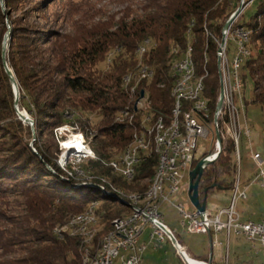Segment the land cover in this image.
<instances>
[{
    "label": "trees",
    "instance_id": "trees-1",
    "mask_svg": "<svg viewBox=\"0 0 264 264\" xmlns=\"http://www.w3.org/2000/svg\"><path fill=\"white\" fill-rule=\"evenodd\" d=\"M18 1L0 0V196H15L19 202L16 214L9 215V209L0 208V264H83L82 240L69 235L59 238L55 229L64 227L69 217L82 214L93 202H99L105 212L102 236L111 229L114 219L131 212V206L113 195H105L98 186L75 187L64 180L63 174L77 183L57 166L50 145L36 141L35 150L31 148L28 140L32 132L17 117L14 86L4 61L3 44L9 29L2 2L10 11ZM239 1L148 0L138 11L126 7L118 14H106L105 21L78 26L68 16L64 21L77 28L75 34L11 21L5 58L18 85V108L30 114L40 137L46 132L52 135L53 130L69 122L67 115H74V122L91 141V152L96 158L85 161L87 170L109 178L128 193H143L154 177L156 155L140 165L130 184L113 176L106 166L125 151L134 134L142 129L139 115L133 123L119 124L116 120L122 111L134 110L123 79L137 69V49L147 39L156 44L144 58L155 76L139 88L148 91L155 117L170 114L173 107L172 47H178L182 54L188 44L193 47L198 75L205 77V96L214 112L221 84L217 47L209 33L221 36L224 21ZM255 4L253 15L246 20L244 12L233 27L250 31L252 55L243 66V77L248 88L250 80L254 87L252 101L245 100L246 109L255 104L264 110V0ZM42 8L40 3L29 10L24 21ZM114 50L120 53L108 63ZM103 64L106 68L101 67ZM234 152V141L227 137L219 159L202 176L201 201L218 189L211 188L214 184L232 191L236 181ZM178 240L183 245L179 236ZM198 259L209 261V254Z\"/></svg>",
    "mask_w": 264,
    "mask_h": 264
},
{
    "label": "built area",
    "instance_id": "built-area-1",
    "mask_svg": "<svg viewBox=\"0 0 264 264\" xmlns=\"http://www.w3.org/2000/svg\"><path fill=\"white\" fill-rule=\"evenodd\" d=\"M257 1L258 0H240L237 8L230 15V19L224 23L219 47L221 91L216 110L212 112L211 107H204V87L188 90L187 98L201 97V104H197L196 107L192 109V117L189 121L191 138L188 144H186V155L180 156V170L171 178V181L168 182V187L163 193V205L165 203L174 205L172 199L180 192L184 181L189 179V172L193 169V164L201 159L213 164L222 154L224 140L227 137L233 139L235 145L234 162L237 177L234 188L232 189L233 195L230 205L213 216L208 214L207 210L205 213H200L194 208V211L188 212L182 204L174 205L180 214V223L186 231L191 234L211 236L212 247H222L223 244L219 242L218 238L220 234H224L227 242L230 241L234 234L236 237H242L249 242H256L264 248V213L258 221H241L236 210L237 202L247 197L245 191L241 190L242 184L239 178L241 164L239 142L242 132H244L249 139L251 138V127L247 122H245L244 126H241L239 124V116L241 110L246 109L245 100L247 99L248 84L243 77V66L249 60L248 53L241 50V39L247 38V34H250V31L244 27L234 28L233 26L240 16ZM240 8L241 12L235 17L236 12ZM232 19H234L233 22L227 28V23ZM231 40L236 46L234 55H230V48L228 46ZM155 46V43L146 44L144 49H142L140 59L142 73H140L139 88L142 82H147V84L151 82V73L147 69V63L144 58ZM110 62L111 59L108 63ZM184 65L185 64H179L176 72L182 69ZM187 81L188 77L185 82ZM181 88H185V83H181ZM179 91L180 89H178V92ZM221 99L223 104L222 107L219 108ZM146 100H150L149 93L144 90V100L139 104L141 113H143ZM183 103L184 101H181V104ZM66 118L69 122L59 126V130H66L68 132L81 131L78 123L74 122V115H67ZM128 119H133L130 109L123 111V116L120 121L128 122ZM146 124H149L148 115ZM201 148L208 149L201 157L197 158L196 154ZM149 152L150 151L146 152V155H142V161H134V154H130L129 161L120 162V164H126L129 173L135 174V166L141 165L144 159L149 156ZM66 153L78 154V151ZM176 155H178V149ZM252 160L260 167L257 178L262 181L263 186L264 158L261 153L254 152L252 153ZM136 177L137 176H135V179ZM85 185H89L90 187V180L85 181ZM96 206H99V213L91 214L92 223L101 220L105 214L104 209H100V205ZM161 208L162 207L152 212L143 213L139 229H131L125 234L116 236L114 238V243L108 245L105 257L101 260V264H115V260L119 257L121 264H141L147 246L140 243V238L148 227L152 229L151 238L160 245L165 243L172 244L176 248V252L184 264H211L210 259L209 261H205L194 258L189 253L188 248L179 243L176 232L165 223L161 214ZM224 217L226 218L225 221H223ZM84 224L91 223L82 222L81 228L74 230H81ZM58 236L62 238L61 230L58 231Z\"/></svg>",
    "mask_w": 264,
    "mask_h": 264
},
{
    "label": "bare ground",
    "instance_id": "bare-ground-1",
    "mask_svg": "<svg viewBox=\"0 0 264 264\" xmlns=\"http://www.w3.org/2000/svg\"><path fill=\"white\" fill-rule=\"evenodd\" d=\"M209 36L216 44L217 59L220 68V37H215L210 33ZM188 38L189 40L191 39V28L188 30ZM146 44H154V42L147 39L139 46L136 51L139 59L137 69L134 73L125 76L123 79V87L134 101V110L130 109L133 119H128V123L135 122L136 116L139 115L141 117L140 127L142 129L140 132L134 134L132 143L124 152L118 154L119 156H114V158L106 164L113 176L130 184L135 181V176L137 175V170L140 165L135 166L134 174L129 173L127 165L120 164V162L129 161L130 154H134V161H142V155H146V152L150 151L149 156L144 159V162L152 158L153 155H156L158 160L156 171L145 192L128 193L124 188L118 187L109 178L97 175L93 172L88 173L84 167L85 161L87 159L96 160L91 152V141H86L87 137L81 131L68 132L66 130H59V128H56L54 131L56 142L62 149V154L57 164L61 170L69 174L77 183L63 174L61 176L64 180H69L68 182H71L75 187H89V185L84 184L85 181L90 180V187L95 188L98 186L105 192V195H113L118 198L120 202L131 206V212L121 218L114 219L111 223V229L102 236H100L103 231L102 219L92 223L91 215L92 213H97L99 206L96 205H100L99 202H93L82 214L69 217L64 227L55 229L54 234L57 237H59L58 231L61 230L62 237L69 235L82 240L85 246L83 264H101V260L105 257L108 245L114 243V238L116 236L125 234L131 229H139L143 213L152 212L162 207L163 193L168 187V182L171 181V178L180 170V156L186 155V144H188L191 138L189 121L192 117V109H194L197 104H201V97L187 98L188 90L204 87L205 94V77L197 73L192 58V44H188L187 49L182 54H180L178 47H172L171 54L174 56L171 66L172 77L174 79L171 94L173 99L172 110L168 115L155 117L151 109V101L146 100L143 113H141L139 104L144 100V95L142 96L144 89L142 91L138 89L140 73H142L140 59L142 49H144ZM241 50L247 52L249 59L251 58L250 34H247V38L241 39ZM118 52L119 50L112 51L108 56V60H112ZM179 64L185 65L176 72ZM147 69L151 73L152 81L155 76L154 69L148 64ZM187 77L188 81L185 82ZM181 83H185V88H181ZM160 87L162 88L164 85L161 84ZM178 89H180L179 92ZM181 101H184V103L181 104ZM204 107H210V100L206 96L204 98ZM147 115L149 124H146ZM122 116L123 111L116 118L119 124L125 122L120 121ZM177 149L178 155H176ZM72 151H78V154L66 153ZM53 172L55 171L53 170ZM82 222L91 224H84L81 230H74L80 229Z\"/></svg>",
    "mask_w": 264,
    "mask_h": 264
},
{
    "label": "rangeland",
    "instance_id": "rangeland-1",
    "mask_svg": "<svg viewBox=\"0 0 264 264\" xmlns=\"http://www.w3.org/2000/svg\"><path fill=\"white\" fill-rule=\"evenodd\" d=\"M146 1L148 0H19L18 4H15L14 9L10 11L5 7L4 2H2L6 24L9 29L6 36L10 32L9 25L11 21L15 20H21L22 22L30 23L31 25L34 24L45 30H57L63 33L75 34L77 33V28L73 29L64 21V19L68 16L71 18V21L75 24V26L94 24L99 21H105L106 14H118L126 7H131L132 9L138 11ZM40 3L43 8L40 11L33 13L32 17H29L27 21H24L29 10ZM256 7L257 4L251 5L245 11L246 20L253 15ZM98 12L101 13L98 14ZM139 13L141 12L139 11ZM119 16L120 15H118V17ZM229 18L230 16L228 17V20ZM8 41L9 37L7 44ZM228 46L230 48V55H234L236 52L234 42L232 40L229 41ZM4 50H8L7 45L4 46ZM101 67L106 68V65L103 64ZM253 87L254 83L250 80L247 92V98L250 102L253 99ZM20 112L24 113L31 121H33L28 112L25 110ZM17 117L20 120L18 111ZM92 120H94V118ZM20 121L32 132V135L28 140L30 141L31 148L35 150L36 141L38 144L50 145L51 155L56 156L55 162L57 164V161L62 154V149L56 142L54 136L55 130H53L52 135L46 132L42 137H40L37 135L34 126L24 123L22 120ZM245 122H247V124L251 127V138L249 139L244 132L240 135L239 150L241 154V164L239 178L242 184L241 190L245 191L247 197L246 199H240L237 202L236 210L241 221H258L264 212V186H262V181L257 178V173L259 172L260 167L252 160V153L259 152L264 158V110L261 106L250 104L247 109L241 110L239 124L244 126ZM228 138L233 140L231 137ZM86 141H89V139L87 140L86 138ZM207 149L208 148H201L196 154V157H201ZM84 167L88 173L91 172L90 170H87L86 165ZM188 186L189 181L186 179L181 186L180 192L172 199V202L174 205L182 204L186 211L192 212L195 209L188 196ZM101 192L104 194L102 190ZM232 195L233 193L231 190L223 189H217L214 193L210 194L207 198L208 214L211 216L216 215L221 210L228 207L230 205ZM174 205L165 203L161 208V214L169 228L182 235L181 237L183 239V243L188 248L190 253L197 256L207 255L212 250L214 264H264V248L256 242H249L242 237H236L234 234L232 235L230 241L227 242L224 234H220L218 238L219 242L223 244L222 247H212L210 237L208 235L191 234L187 232L180 223V214ZM18 206L19 202L17 197L0 196V208L2 207L3 210L9 209L11 211H7L9 215L18 213ZM225 220L226 218L224 217L223 221ZM168 244L169 245L164 247H157L156 249H154V246L150 247L145 253L143 264H184L178 256L176 248L172 244ZM222 257L223 261L221 262ZM115 264H121L120 257L115 260Z\"/></svg>",
    "mask_w": 264,
    "mask_h": 264
},
{
    "label": "water",
    "instance_id": "water-1",
    "mask_svg": "<svg viewBox=\"0 0 264 264\" xmlns=\"http://www.w3.org/2000/svg\"><path fill=\"white\" fill-rule=\"evenodd\" d=\"M241 12V8L236 12V15H239V13ZM234 19L230 20L226 27L228 28L231 23L233 22ZM10 35V32L8 33V35L6 36L5 38V42H4V46L7 45V40H8V37ZM5 55H6V51L4 50V61H5V67L7 69V72L8 74L10 75L11 77V80L13 82V86H14V92H15V103H16V109L18 111V114H19V118L20 120H22L24 123H27V124H30L31 126H34L33 125V121H31L29 119L28 116H25L23 113H21L19 111V108H18V101H19V89H18V85L11 73V70L9 69L8 65H7V62H6V58H5ZM144 95V92H142V96ZM222 99L221 101L219 102V108L222 107ZM211 165L209 162H207L206 160L204 159H201L197 165L189 172V186H188V196H189V199H190V202L191 204L193 205V207L200 213H205L206 210H207V199H204L203 201L200 200V193H199V186H200V182H201V179H202V176L205 172V169ZM211 188H218L219 190H222L221 187H218L217 185H212ZM208 190H205V192L207 193ZM210 241H211V237H210ZM211 244H212V241H211Z\"/></svg>",
    "mask_w": 264,
    "mask_h": 264
},
{
    "label": "crops",
    "instance_id": "crops-1",
    "mask_svg": "<svg viewBox=\"0 0 264 264\" xmlns=\"http://www.w3.org/2000/svg\"><path fill=\"white\" fill-rule=\"evenodd\" d=\"M264 213V212H263ZM262 217V216H261ZM260 217V218H261ZM176 232V234H177V236H179L181 239H182V235L181 234H179L177 231H175ZM151 234H152V230H151V228L150 227H148L147 229H146V231L143 233V235L141 236V238H140V243L141 244H145L146 246H147V249H146V251L144 252V254H143V259H142V263L141 264H143L144 263V257H145V253L148 251V249L150 248V247H152V246H154V249H156L157 247H164V246H166V245H169L168 243H165V244H163V245H160V244H158L155 240H153L152 238H151ZM210 237V236H209ZM211 242V241H210ZM182 243H183V239H182ZM154 244V245H153ZM183 245H184V243H183ZM212 245V244H211ZM185 246V245H184ZM189 253H190V251H189ZM191 254V256H193L194 258H201V257H206L207 255H194L193 253H190ZM209 259L211 260V264H214V261H213V259H214V256H213V253H212V250H211V252L209 253ZM223 261V257H222V259H221V262Z\"/></svg>",
    "mask_w": 264,
    "mask_h": 264
}]
</instances>
